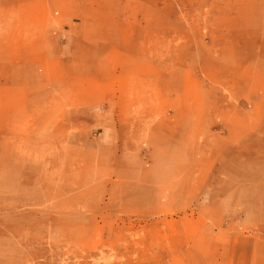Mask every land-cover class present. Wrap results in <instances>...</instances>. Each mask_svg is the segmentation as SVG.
Instances as JSON below:
<instances>
[{
    "label": "rangeland",
    "instance_id": "obj_1",
    "mask_svg": "<svg viewBox=\"0 0 264 264\" xmlns=\"http://www.w3.org/2000/svg\"><path fill=\"white\" fill-rule=\"evenodd\" d=\"M0 264H264V0H0Z\"/></svg>",
    "mask_w": 264,
    "mask_h": 264
}]
</instances>
